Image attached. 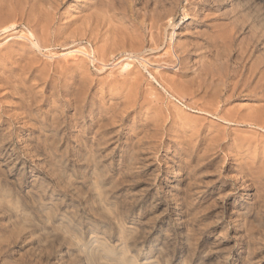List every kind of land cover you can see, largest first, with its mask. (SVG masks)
I'll return each mask as SVG.
<instances>
[{
    "label": "rangeland",
    "instance_id": "374dc122",
    "mask_svg": "<svg viewBox=\"0 0 264 264\" xmlns=\"http://www.w3.org/2000/svg\"><path fill=\"white\" fill-rule=\"evenodd\" d=\"M44 1L0 0V264H264V0Z\"/></svg>",
    "mask_w": 264,
    "mask_h": 264
},
{
    "label": "bare ground",
    "instance_id": "6f19581e",
    "mask_svg": "<svg viewBox=\"0 0 264 264\" xmlns=\"http://www.w3.org/2000/svg\"><path fill=\"white\" fill-rule=\"evenodd\" d=\"M4 1V0H3ZM44 1V0H43ZM183 0H162V2L164 3V6H163V8L165 9V7L167 6V8H169L167 11H171L172 9H175L176 7H177V5L180 3V2H182ZM189 5L190 4H193L194 5V3H191L190 2V0H185ZM197 1V3H195V4H198L200 7H202V6H205L206 4H207V2H206V0H196ZM19 2H21V1H19ZM27 2V1H26ZM45 2V1H44ZM185 2V3H186ZM226 1L225 0H210V5H212L211 6V8H210V10L211 11H209V14L205 17V18H207V17H210L211 16V14H212V11H216V10H220L222 7H224L225 6V3ZM242 3V2H241ZM7 4V3H6ZM39 4V3H38ZM209 4V3H208ZM230 4V3H229ZM236 5H237V3H236ZM240 5V4H239ZM238 5V10H235V12L236 11H242L243 12V7L244 6H239ZM23 6V5H22ZM21 6V7H22ZM194 6H196V5H194ZM170 7H171V9H170ZM199 7V8H200ZM240 7V8H239ZM245 9V8H244ZM32 10V9H31ZM26 11V10H25ZM33 11V10H32ZM173 11V10H172ZM262 11H264V10H262ZM23 12V11H22ZM42 12V11H41ZM161 12V11H160ZM35 13H36V11H35ZM244 13V12H243ZM39 14V13H38ZM41 15V14H40ZM171 14H169V16H170ZM188 16H189V13H188V11H185V14H184V19H187L188 18ZM222 16V15H221ZM217 19H218V17H216ZM33 19V18H32ZM216 20V19H215ZM21 21H22V19H21ZM188 21V20H187ZM207 21V22H206ZM205 22H202V24H203V26H207L208 28L210 27V28H212V27H215L216 25L214 24V20L212 19H207ZM233 21V20H232ZM231 21V22H232ZM235 21V20H234ZM54 25V24H53ZM71 25V24H70ZM255 25V24H254ZM81 26V25H80ZM227 26V25H226ZM72 27V26H71ZM75 27V26H74ZM152 27V26H151ZM252 27H253V24H252ZM90 28V27H89ZM255 29V28H254ZM90 30V29H89ZM151 30H153V29H151ZM65 31V30H64ZM91 31V30H90ZM226 31V30H225ZM232 31V30H231ZM67 32H68V30H67ZM152 32V31H151ZM150 32V33H151ZM80 33V32H79ZM117 33V32H116ZM226 33V32H225ZM80 35V34H79ZM86 36V35H85ZM174 36V35H173ZM65 38V37H64ZM94 38V37H93ZM67 39V38H66ZM89 40V39H88ZM94 40H96V39H94ZM118 41V40H117ZM128 42V41H127ZM134 42V41H133ZM172 42V41H171ZM250 42V41H249ZM257 42V41H256ZM108 43V42H107ZM36 44V43H35ZM172 45V44H171ZM116 46V45H115ZM171 47V46H170ZM173 48V47H172ZM171 48V49H172ZM174 49V48H173ZM125 50V49H124ZM198 51V50H197ZM108 52V51H107ZM169 52H170V50H169ZM176 52V51H175ZM174 52V53H175ZM248 55V54H247ZM130 65L128 64V65H126V68H128ZM252 66V65H251ZM82 67V66H81ZM248 69V68H247ZM253 72V71H252ZM255 72H256V70H255ZM262 73H264V70H262ZM261 75V74H260ZM262 76V75H261ZM260 77V76H259ZM124 103V102H123Z\"/></svg>",
    "mask_w": 264,
    "mask_h": 264
}]
</instances>
